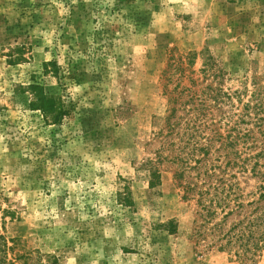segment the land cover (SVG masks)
<instances>
[{"label":"rangeland","instance_id":"1","mask_svg":"<svg viewBox=\"0 0 264 264\" xmlns=\"http://www.w3.org/2000/svg\"><path fill=\"white\" fill-rule=\"evenodd\" d=\"M194 143L257 196L264 0H0V230L37 263L239 264L174 177Z\"/></svg>","mask_w":264,"mask_h":264},{"label":"trees","instance_id":"2","mask_svg":"<svg viewBox=\"0 0 264 264\" xmlns=\"http://www.w3.org/2000/svg\"><path fill=\"white\" fill-rule=\"evenodd\" d=\"M50 65L57 67L55 62H49L44 65L45 72H48ZM29 88L34 95V100L31 101L33 109L41 112L43 118L48 122L57 123L61 119L63 110L59 106L56 96L48 93L44 86L38 82H34ZM169 100L173 104L168 115L171 118L177 111L174 105L177 99L170 96ZM195 143L191 152H188V157H181L180 154L173 156L175 157L173 162L177 165L174 177L179 186L183 188V198L196 199L202 221L207 222L212 219V216L217 215L218 211L223 212L222 220L214 225V232L216 235L218 234V238L215 240L216 245L220 250L228 249L234 252L239 264H254L259 251L264 248V165L260 166L258 160L252 165V175L259 181L257 196L245 203L238 182L231 178L235 176L210 164L209 159L205 158L209 154L208 144L198 146ZM188 145L190 146L191 143ZM200 151H204V156L195 158ZM196 152L198 153L196 154ZM262 153L264 154V152ZM259 155L261 152L256 156ZM256 156H247V161H251ZM191 170L197 172L194 175L196 180L194 178L193 180L186 179V174L191 173ZM160 174L159 170L154 169L151 173L154 179L150 178L151 185L155 184L156 180L160 181ZM232 215L238 218L224 233L225 222ZM170 230L177 231V226L172 222ZM196 235L197 237L201 235L200 229ZM0 264L39 263H37L35 253L26 250L20 238L9 239L0 230Z\"/></svg>","mask_w":264,"mask_h":264}]
</instances>
